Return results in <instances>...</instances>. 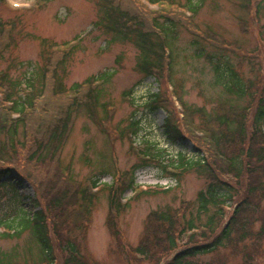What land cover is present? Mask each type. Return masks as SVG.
<instances>
[{
    "label": "trees",
    "instance_id": "trees-1",
    "mask_svg": "<svg viewBox=\"0 0 264 264\" xmlns=\"http://www.w3.org/2000/svg\"><path fill=\"white\" fill-rule=\"evenodd\" d=\"M185 6L193 16L197 15L199 6L194 0H186ZM241 6L252 21L258 22L262 14L264 18V0H242ZM96 7V25L100 31L111 44H130L137 51L135 70L144 78H155L160 87L172 83L176 27L208 39L191 29L194 26L190 20L184 22L173 14L152 13L139 0H96ZM15 29L13 23L0 24V54L16 41ZM215 41V44L219 42L217 47L238 56L234 50L229 51L225 42ZM262 44L263 49L259 46L256 50L263 62L262 72L248 83L239 76L229 58L223 61L222 69L219 63L214 64L216 84L234 102L247 98L243 105L222 102L209 112L184 105L185 118L178 119L167 91L162 95L159 90L152 95L149 110H165L163 133L169 143L188 140L194 153L188 156L180 152L165 165L162 161L165 151L151 143L143 150H134L138 161L130 172L117 176L107 189V227L116 240L117 264H264V39ZM59 49L52 46L43 65L36 66L32 75L27 73L22 79H12L8 70L0 74V89L4 92L0 99V188L9 186L18 197L16 187L25 181L34 193L30 210L20 207L0 220V227H4L0 239L20 238L28 233L38 253L37 261L32 264H57L52 236L60 251L61 264H100L82 252L76 237L63 236L80 229L79 221L70 224L76 213L69 209L72 199L79 196L80 201L74 202V206L80 204L78 211L89 212L94 195L88 188H82L77 196H72L76 193L72 191L69 169L61 168L59 158L80 112L108 136L111 133L114 110L102 104L100 98L114 73L105 71L90 76L68 89L64 83L67 60L78 47ZM245 56L254 57H242ZM71 92L73 95L68 97ZM99 108L103 118L97 115ZM14 113L18 115L15 119ZM199 118L201 121L196 123ZM139 125L138 121H130L120 138L137 134ZM110 138L116 139L111 135ZM144 166L158 167L163 175L175 176L177 183L185 172L193 170L204 178L205 188L196 196V215L188 213V205L150 213L143 239L133 248L120 241L117 220L127 208L120 199L126 190L133 188L132 173ZM158 193L140 191L136 197ZM13 215L17 219H12ZM12 255L0 251V264H20Z\"/></svg>",
    "mask_w": 264,
    "mask_h": 264
},
{
    "label": "rangeland",
    "instance_id": "rangeland-1",
    "mask_svg": "<svg viewBox=\"0 0 264 264\" xmlns=\"http://www.w3.org/2000/svg\"><path fill=\"white\" fill-rule=\"evenodd\" d=\"M176 1L181 4L180 6L185 4V0ZM13 2L25 7L15 8L12 6ZM194 2L196 4L202 2V6L198 14L190 19L202 35L225 42L228 48L240 49L237 53L241 55L254 57L235 56L202 38L191 35L184 27H176V39L174 44L172 43L175 47L174 75L171 80L173 88L165 85L160 87L155 79L144 78L135 70L137 51L130 44L109 42V38L96 25V0L0 1V24L13 23L16 28V41L0 54V73L8 70V75L12 79H22L27 73L32 75L36 72V66L43 65L52 44L73 42L76 39L77 43L79 42L78 49L76 46L77 50L67 60L65 69L66 88L69 89L90 76H97L105 71L116 72L111 82L104 85V96L100 98L102 104L106 103L114 110L110 123L111 133L108 136L84 112H80L59 158L61 168L69 169V176L73 181L72 191L75 190L76 193L72 196H77L82 188H88L94 195L88 207L89 212L84 209L78 211L80 204L74 206V202L80 201L79 196L72 199L73 203L69 209L76 213L70 219L72 220L70 224L79 221L80 229L63 236L76 237V243L82 252L92 256L100 264H117L114 253L116 240L107 227L108 190L102 187L94 190L91 180L99 178L102 181H109L116 171L130 172L131 167L138 161L130 149L129 139L120 138L124 126L130 123L131 118L138 121L140 130L134 140V146L141 148L145 141H148L153 146L166 149L164 160L175 157L180 152L192 156L194 151L190 141L170 145L165 140L163 123L166 114L163 109L149 110L148 103L152 95L159 90L163 94L175 89L177 94L172 98L175 106L178 105L180 98L186 106L203 108L206 112L221 106L222 102L231 101L232 104L243 105L247 98L234 102L235 99L216 84L214 64L219 63L222 69L223 61L229 58L236 72L246 83L257 79L262 72L263 62L256 50L259 46L263 49V14L258 22L252 21L251 15L241 6L242 0H194ZM159 7L149 8L157 11ZM165 9L172 10L173 15L180 17L184 22L189 17V13L182 7L168 9L166 6ZM127 91H130V94H124ZM178 108L181 110L179 105ZM97 115L103 118L101 108L98 109ZM200 121L199 118L196 123ZM116 133H119V136L112 140L110 135L115 137ZM102 172H105L103 176L100 175ZM136 176L139 181L146 183L166 182L170 190L139 198L130 196L128 192L124 194L122 203H126L127 208L118 216V230L122 235L120 241L133 248L139 246L143 239L145 223L150 213L175 210L188 205V213L193 212L196 215V196L205 188L204 178L193 170L182 175L178 186L172 179H162L158 170L151 167L138 170ZM16 192L18 197H15V192L9 186L0 188V220L7 213L19 211L20 207L25 210L31 209V200L34 198L32 187L24 181L18 184ZM190 203H193L192 206ZM187 216L186 212V218ZM12 219L17 218L13 215ZM3 229L4 227L0 232ZM54 242L56 240L52 236L57 264H61L60 251ZM110 250L113 251L112 254ZM0 251L12 253V256L22 264H32L38 259L36 248L28 233H24L20 238L0 239Z\"/></svg>",
    "mask_w": 264,
    "mask_h": 264
}]
</instances>
